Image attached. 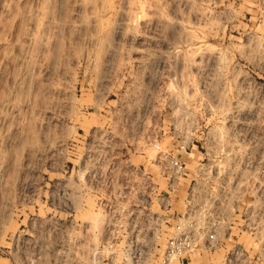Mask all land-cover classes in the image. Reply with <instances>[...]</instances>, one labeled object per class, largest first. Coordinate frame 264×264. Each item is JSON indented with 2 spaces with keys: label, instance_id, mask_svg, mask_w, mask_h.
I'll use <instances>...</instances> for the list:
<instances>
[{
  "label": "rangeland",
  "instance_id": "1",
  "mask_svg": "<svg viewBox=\"0 0 264 264\" xmlns=\"http://www.w3.org/2000/svg\"><path fill=\"white\" fill-rule=\"evenodd\" d=\"M77 261L264 264V0H0V264Z\"/></svg>",
  "mask_w": 264,
  "mask_h": 264
},
{
  "label": "built area",
  "instance_id": "2",
  "mask_svg": "<svg viewBox=\"0 0 264 264\" xmlns=\"http://www.w3.org/2000/svg\"><path fill=\"white\" fill-rule=\"evenodd\" d=\"M171 165H172L173 169H175V171H176L177 173H180V174L184 173V171H185V165H184L183 162H181L180 160H178V159H172V160H171ZM214 237H215L214 234H211V235H210V238L213 239ZM174 246H175V241L173 240V241L171 242V244H170V247H171V248H174ZM169 254H170V253H169ZM76 264H82V263H81L80 261H77Z\"/></svg>",
  "mask_w": 264,
  "mask_h": 264
}]
</instances>
